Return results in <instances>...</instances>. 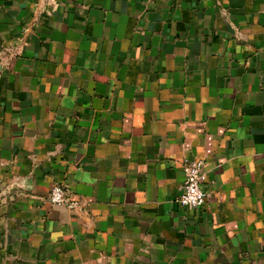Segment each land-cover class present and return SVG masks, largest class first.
I'll return each mask as SVG.
<instances>
[{
  "label": "crops",
  "instance_id": "crops-1",
  "mask_svg": "<svg viewBox=\"0 0 264 264\" xmlns=\"http://www.w3.org/2000/svg\"><path fill=\"white\" fill-rule=\"evenodd\" d=\"M0 264H264V0H0Z\"/></svg>",
  "mask_w": 264,
  "mask_h": 264
},
{
  "label": "built area",
  "instance_id": "built-area-1",
  "mask_svg": "<svg viewBox=\"0 0 264 264\" xmlns=\"http://www.w3.org/2000/svg\"><path fill=\"white\" fill-rule=\"evenodd\" d=\"M182 166L184 183L178 196V204L181 207L198 209L203 205L206 197L203 189L206 181V174L203 171V161L184 158ZM48 201L52 206H65L68 209H74L78 206L77 202L68 201L65 198V190L58 184L52 186Z\"/></svg>",
  "mask_w": 264,
  "mask_h": 264
}]
</instances>
